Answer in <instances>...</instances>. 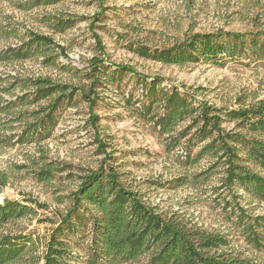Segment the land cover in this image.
Wrapping results in <instances>:
<instances>
[{
	"label": "rangeland",
	"instance_id": "1",
	"mask_svg": "<svg viewBox=\"0 0 264 264\" xmlns=\"http://www.w3.org/2000/svg\"><path fill=\"white\" fill-rule=\"evenodd\" d=\"M31 2L0 0V48L27 39L29 31L50 36L60 48L49 47L46 61L38 53L22 61L0 63V91L1 87L8 88V93H3L6 99L28 90L21 83L26 77H49L71 84L77 92L83 90L91 82L88 64L94 56H104L108 70H113L114 64H127L139 74L159 76L161 84L179 86L194 95V102H207L217 109L264 99L261 62L241 58L223 65L203 60L163 64L140 58L130 49L137 44L169 47L194 32L264 29V0H103L104 10L98 19L93 17L102 7L96 0H62L49 5ZM57 19H72L74 24L58 31L53 26ZM94 34L104 54H100ZM136 79L131 73H122L114 83L103 81L96 89L100 96L94 109L98 134L85 124L88 106L77 94L74 106L57 112V122L47 137L14 145L0 143V200L33 199L46 205L0 227V235L31 237V245H26L13 263L42 264L48 235L69 208L71 192L80 177L99 165H111L120 173L121 181L162 216L177 217L187 225L227 238L228 243L221 245L218 253H227L243 264H264V251L245 240L234 215L239 208L247 215H262L264 204L251 200L242 189L237 191V198L230 195L222 187V166L212 164L211 158L192 161L202 143L189 142L194 131L188 128L189 118L169 132L159 130L152 117L162 112L161 100H156L150 111H144L150 98L142 97ZM9 124L4 122L5 134L21 130L18 122L13 123L14 129H5ZM221 126L229 129L234 123L226 119ZM2 130L0 125V136ZM96 138L107 144L109 157L100 151ZM180 150L186 155L180 156ZM41 169L51 170L48 180L37 177ZM90 224L87 221L81 225L67 242L87 256ZM146 261L142 256L124 264Z\"/></svg>",
	"mask_w": 264,
	"mask_h": 264
},
{
	"label": "trees",
	"instance_id": "2",
	"mask_svg": "<svg viewBox=\"0 0 264 264\" xmlns=\"http://www.w3.org/2000/svg\"><path fill=\"white\" fill-rule=\"evenodd\" d=\"M59 1L62 0H32L31 4L49 5ZM96 1L101 6L103 0ZM103 10L102 7L93 19H98ZM73 24L72 19H57L53 26L58 31H64ZM26 35L27 39L0 48V63L22 61L38 53L46 61V50L56 46L53 39L31 31ZM94 38L100 54H104L99 37L94 34ZM130 49L140 58L163 64L183 65L203 60L223 65L228 60L244 58L264 65V29L255 32L222 29L194 32L169 47L152 48L137 44ZM104 63V56H94L89 60L88 78L91 82L79 93L78 88L71 84L41 76L22 80L24 89L28 90L14 94V98H4L3 93H8V88L1 87L0 125L3 130L0 143L14 145L47 137L55 127L57 112L63 107L74 106L77 94L88 106L85 124L93 127L98 134V116L94 109L100 96L96 89L103 81L112 84L122 73H131L142 87V97L150 98L144 105V111H150L156 100H161L162 112L152 117L159 130L169 132L179 122L189 118L188 128H194L189 142L195 140L202 143L192 161L211 158L214 160L212 164L222 166V187L230 195L236 196L237 191L242 189L251 200L264 204V99L221 110L207 102H194V95L179 86L161 84L163 79L159 76L139 74L127 64H114L113 70H108V65ZM115 86L118 88L119 84ZM139 103L142 107L141 100ZM29 105L34 107L28 108ZM226 119L233 121L234 126L223 128L221 123ZM5 121L10 123L5 129H14L13 123L18 122L21 130L5 134ZM96 140L100 151L109 157L105 152L107 144L98 138ZM182 155H186L184 150ZM51 174L50 169H41L36 173L40 180H48ZM1 185L3 183H0V188ZM35 208H46V205L33 199L19 201L4 198L0 201V227L10 220L34 214ZM234 215L245 240L264 251V214L247 215L244 209L239 208ZM87 221L91 223L87 235L90 246L88 256L67 244L69 235L77 233ZM31 243L30 235H0V264H15L13 262ZM227 243V238L220 234L213 235L196 225H187L177 217L162 216L146 204L138 192L121 181L120 173L113 166L99 165L81 176L78 186L71 192L69 208L59 216L48 235L42 264H124L142 256L147 258L145 264H243L241 260L229 258L227 253L217 252L221 245Z\"/></svg>",
	"mask_w": 264,
	"mask_h": 264
},
{
	"label": "built area",
	"instance_id": "3",
	"mask_svg": "<svg viewBox=\"0 0 264 264\" xmlns=\"http://www.w3.org/2000/svg\"><path fill=\"white\" fill-rule=\"evenodd\" d=\"M180 152L182 153V150H180ZM0 201H2V200H0Z\"/></svg>",
	"mask_w": 264,
	"mask_h": 264
}]
</instances>
